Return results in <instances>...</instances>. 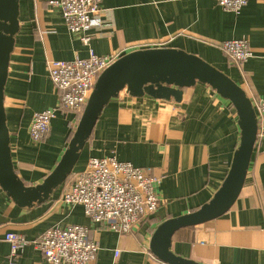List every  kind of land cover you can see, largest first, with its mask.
<instances>
[{"label":"crops","instance_id":"1","mask_svg":"<svg viewBox=\"0 0 264 264\" xmlns=\"http://www.w3.org/2000/svg\"><path fill=\"white\" fill-rule=\"evenodd\" d=\"M48 0H20V30L15 37L4 90L6 125L14 169L28 186L42 185L69 144L80 118L61 110L48 137L34 144L29 127L35 113L56 108L59 92L49 61L70 62L99 56L120 58L147 49H177L201 58L228 76L246 94L256 112L264 102V4L249 0L239 15L215 0H103L95 23L85 31L90 47L72 35L59 9ZM246 40L254 57L236 66L219 46ZM162 45V46H158ZM241 141L238 114L230 101L197 83L183 89L180 102L126 90L102 112L68 180L46 203L24 209L0 187V264H46L34 242L47 230L70 225L90 227L100 251L94 264H166L151 251V240L164 222L194 213L212 200L224 183ZM116 157L150 169L160 182L163 204L130 234L94 225L81 206L60 203L91 158ZM8 232L28 245L13 261ZM119 251V256L115 253ZM174 255L199 264H264V144L256 143L238 200L222 217L183 228L172 237Z\"/></svg>","mask_w":264,"mask_h":264},{"label":"water","instance_id":"2","mask_svg":"<svg viewBox=\"0 0 264 264\" xmlns=\"http://www.w3.org/2000/svg\"><path fill=\"white\" fill-rule=\"evenodd\" d=\"M20 0H0V187L19 207L30 209L50 200L70 177L81 152L108 103L126 90L141 98L180 102L183 89L201 83L211 87L234 106L241 129V141L230 171L212 200L194 213L161 224L151 240L152 253L166 264H199L174 255L173 235L188 227L208 223L224 216L235 204L245 184L257 143L256 112L245 92L228 76L201 58L177 49H147L121 57L98 79L73 137L56 168L42 185L28 186L13 165L10 136L6 125L4 90L15 37L20 30Z\"/></svg>","mask_w":264,"mask_h":264},{"label":"built area","instance_id":"3","mask_svg":"<svg viewBox=\"0 0 264 264\" xmlns=\"http://www.w3.org/2000/svg\"><path fill=\"white\" fill-rule=\"evenodd\" d=\"M103 0H48L50 8L59 9L68 31L80 36L90 47L91 38L85 31L95 23ZM226 12L239 15L249 0H215ZM264 4V0H260ZM162 46V45H158ZM228 61L242 66L254 57L246 40H231L219 46ZM120 57L99 56L90 49L89 57L66 61H49L48 73L59 92L56 108L35 113L29 127V137L39 144L48 137L52 122L61 110L81 118L99 77ZM258 122L257 143L264 144V102L256 105ZM73 127H77L76 122ZM160 180L150 169L120 162L116 157L91 158L79 173L60 203L81 206L84 215L94 225H103L118 234H130L153 216L163 202L156 193ZM4 241L10 245V258L15 261L28 245L26 239L8 232ZM46 264H94L100 246L90 239V227L70 225L47 230L35 242ZM115 256H119L116 251Z\"/></svg>","mask_w":264,"mask_h":264},{"label":"trees","instance_id":"4","mask_svg":"<svg viewBox=\"0 0 264 264\" xmlns=\"http://www.w3.org/2000/svg\"><path fill=\"white\" fill-rule=\"evenodd\" d=\"M72 129H73L74 131H72L71 134H70L69 143H70V141H71V139H72V137H73V134H74V132H75L76 127H72Z\"/></svg>","mask_w":264,"mask_h":264}]
</instances>
